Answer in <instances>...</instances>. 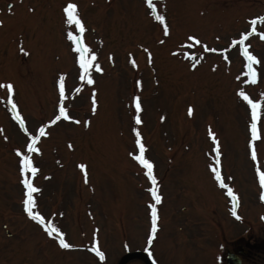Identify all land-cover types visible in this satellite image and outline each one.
Instances as JSON below:
<instances>
[{
  "label": "rangeland",
  "instance_id": "obj_1",
  "mask_svg": "<svg viewBox=\"0 0 264 264\" xmlns=\"http://www.w3.org/2000/svg\"><path fill=\"white\" fill-rule=\"evenodd\" d=\"M261 15L264 0H0V264H118L150 235L158 264H227L247 225L264 238Z\"/></svg>",
  "mask_w": 264,
  "mask_h": 264
},
{
  "label": "flooded vegetation",
  "instance_id": "obj_2",
  "mask_svg": "<svg viewBox=\"0 0 264 264\" xmlns=\"http://www.w3.org/2000/svg\"><path fill=\"white\" fill-rule=\"evenodd\" d=\"M252 241H253V243H250L248 241L243 242L242 246L246 249V251H244V252H240L239 251L243 256L245 255V256H248V257H252V258L254 257L253 248H255V247L259 248L260 245H259V243L257 241H255V240H252ZM261 248H262V250L264 252V244L262 245ZM237 250H238V248H237Z\"/></svg>",
  "mask_w": 264,
  "mask_h": 264
},
{
  "label": "water",
  "instance_id": "obj_3",
  "mask_svg": "<svg viewBox=\"0 0 264 264\" xmlns=\"http://www.w3.org/2000/svg\"><path fill=\"white\" fill-rule=\"evenodd\" d=\"M132 255H140V253H138V252H134V253H130V254L124 256V257L121 259L120 264H123L124 261H125L128 257H130V256H132Z\"/></svg>",
  "mask_w": 264,
  "mask_h": 264
}]
</instances>
